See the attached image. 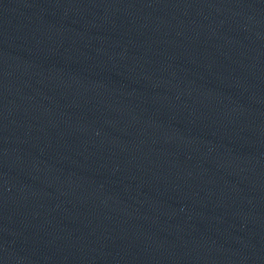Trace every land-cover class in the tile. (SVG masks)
<instances>
[{
    "label": "water",
    "instance_id": "water-1",
    "mask_svg": "<svg viewBox=\"0 0 264 264\" xmlns=\"http://www.w3.org/2000/svg\"><path fill=\"white\" fill-rule=\"evenodd\" d=\"M180 264H264V228L216 246Z\"/></svg>",
    "mask_w": 264,
    "mask_h": 264
}]
</instances>
